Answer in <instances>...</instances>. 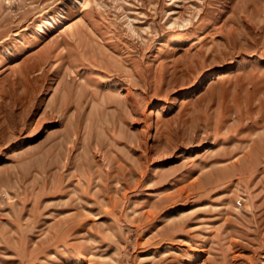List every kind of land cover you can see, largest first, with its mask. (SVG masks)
I'll use <instances>...</instances> for the list:
<instances>
[{"label": "rangeland", "instance_id": "rangeland-1", "mask_svg": "<svg viewBox=\"0 0 264 264\" xmlns=\"http://www.w3.org/2000/svg\"><path fill=\"white\" fill-rule=\"evenodd\" d=\"M0 264H264V0H0Z\"/></svg>", "mask_w": 264, "mask_h": 264}, {"label": "bare ground", "instance_id": "bare-ground-1", "mask_svg": "<svg viewBox=\"0 0 264 264\" xmlns=\"http://www.w3.org/2000/svg\"><path fill=\"white\" fill-rule=\"evenodd\" d=\"M85 6H86V3L83 2L81 9H84ZM66 18H67V10L63 8V9L60 10V12L58 13V15L56 17H52V18L48 19L45 23L39 24L35 28V30L33 31V38H38L44 32H46V30L50 29L58 20L66 19ZM180 41H182L181 35H177V36H173V37L167 38L165 40L164 45L168 46V45H171V44L178 43Z\"/></svg>", "mask_w": 264, "mask_h": 264}, {"label": "built area", "instance_id": "built-area-1", "mask_svg": "<svg viewBox=\"0 0 264 264\" xmlns=\"http://www.w3.org/2000/svg\"><path fill=\"white\" fill-rule=\"evenodd\" d=\"M237 204H238V205H241V202H240V200H238V201H237Z\"/></svg>", "mask_w": 264, "mask_h": 264}]
</instances>
